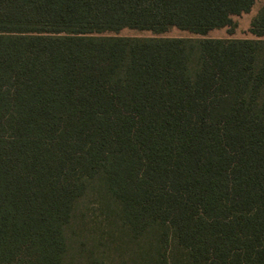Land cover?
<instances>
[{"label": "trees", "instance_id": "1", "mask_svg": "<svg viewBox=\"0 0 264 264\" xmlns=\"http://www.w3.org/2000/svg\"><path fill=\"white\" fill-rule=\"evenodd\" d=\"M254 1L0 0V264H264Z\"/></svg>", "mask_w": 264, "mask_h": 264}, {"label": "rangeland", "instance_id": "2", "mask_svg": "<svg viewBox=\"0 0 264 264\" xmlns=\"http://www.w3.org/2000/svg\"><path fill=\"white\" fill-rule=\"evenodd\" d=\"M264 7V0H255L253 6L247 13H242L232 17L234 28L230 33L227 27L212 30L204 36L193 35L186 31L170 29L160 35H155L150 31H140L135 29H122L118 32L119 36L126 37H168V38H212V39H253L249 32L250 23L256 14ZM131 264L127 255L102 252L94 250L92 255L88 253L69 252L63 259L62 264Z\"/></svg>", "mask_w": 264, "mask_h": 264}]
</instances>
